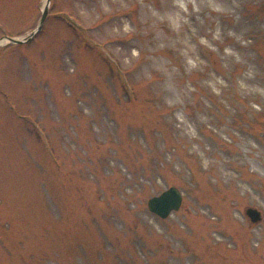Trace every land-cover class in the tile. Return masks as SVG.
Returning a JSON list of instances; mask_svg holds the SVG:
<instances>
[{"label":"rangeland","instance_id":"1","mask_svg":"<svg viewBox=\"0 0 264 264\" xmlns=\"http://www.w3.org/2000/svg\"><path fill=\"white\" fill-rule=\"evenodd\" d=\"M46 4L0 0V264H264V0H51L4 40Z\"/></svg>","mask_w":264,"mask_h":264},{"label":"water","instance_id":"2","mask_svg":"<svg viewBox=\"0 0 264 264\" xmlns=\"http://www.w3.org/2000/svg\"><path fill=\"white\" fill-rule=\"evenodd\" d=\"M51 0H47V4L44 8L41 22L36 30H34L27 37L22 39L6 38L10 43L22 45L30 42L44 27L45 21L49 14V4ZM3 41H0V45ZM183 202V196L180 190L176 187H171L164 191L159 196L153 197L148 201V209L151 213L160 217L161 219H167L175 211L180 210ZM246 215L250 218L252 223H258L261 221V213L253 208L246 210Z\"/></svg>","mask_w":264,"mask_h":264}]
</instances>
